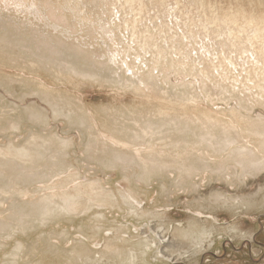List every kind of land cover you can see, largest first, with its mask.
<instances>
[{"label":"rangeland","instance_id":"374dc122","mask_svg":"<svg viewBox=\"0 0 264 264\" xmlns=\"http://www.w3.org/2000/svg\"><path fill=\"white\" fill-rule=\"evenodd\" d=\"M0 264H264V9L0 0Z\"/></svg>","mask_w":264,"mask_h":264},{"label":"bare ground","instance_id":"6f19581e","mask_svg":"<svg viewBox=\"0 0 264 264\" xmlns=\"http://www.w3.org/2000/svg\"><path fill=\"white\" fill-rule=\"evenodd\" d=\"M131 1V0H130ZM248 1V3L250 4V5H256V6H258V7H261L262 9H264V0H247ZM255 2V4H253ZM254 36H256V37H259V34L257 33V34H254ZM134 201V200H133ZM134 203L136 204V205H140V202H138V201H134ZM129 204L130 205H133L132 203H131V201H129ZM133 209H136V208H134V206H133ZM84 238V237H83Z\"/></svg>","mask_w":264,"mask_h":264}]
</instances>
